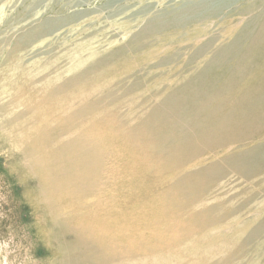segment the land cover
<instances>
[{
    "label": "bare ground",
    "instance_id": "6f19581e",
    "mask_svg": "<svg viewBox=\"0 0 264 264\" xmlns=\"http://www.w3.org/2000/svg\"><path fill=\"white\" fill-rule=\"evenodd\" d=\"M211 2L159 12L126 41L127 29L115 28L132 23L130 6L121 18L111 14L110 27L92 13L64 21L59 28L67 24L70 34L54 37L60 49L52 58L53 43L38 59L0 31V155L31 202L54 264H263L264 218L236 222L258 190L237 196L233 187L244 181L214 186L203 160L192 162L235 143L264 113V59H252V49L264 47V20L251 22L256 36L239 23L201 44L216 13ZM46 25L36 29L42 36ZM230 72L240 77H217ZM248 153L232 162L250 175L248 164L264 159ZM233 223L238 236L229 234Z\"/></svg>",
    "mask_w": 264,
    "mask_h": 264
},
{
    "label": "rangeland",
    "instance_id": "374dc122",
    "mask_svg": "<svg viewBox=\"0 0 264 264\" xmlns=\"http://www.w3.org/2000/svg\"><path fill=\"white\" fill-rule=\"evenodd\" d=\"M221 1L222 0H212L211 3H207L210 9H215L214 11H216V13L212 18H210L211 20L209 19L205 23L203 28L201 27L205 34L200 38L199 43L208 44L209 40H213L214 37L222 35L225 30H229L239 23H241L239 26L240 29L250 23L249 30L251 28L253 33H255L252 34V36H256L258 34L259 25L256 27L251 22L255 18H262V20H264V0H234L233 2L226 4L225 7H221ZM250 3H253L252 12L239 16L238 14L234 15L236 11L242 7H246ZM188 4L195 5L197 4V0H0V31L10 33L14 39L18 52L23 53L25 51L27 54H34L37 56L35 58L40 59L45 56V49L49 48L51 45L50 43L54 42V37H58L57 40L66 36L68 37L70 32L64 31V29L67 27V24L72 21L75 22V20L85 21L84 19H86L91 13L94 15L96 14L100 19L97 21L98 24L110 27L113 22L112 19L116 18V16L113 18L114 14L118 13V17L116 19L121 18L119 15H121L120 12L124 9L123 7H133L131 10L133 11V16L131 17L132 23L129 21L130 24L124 28H115V32L117 33L123 29H127L128 33H126L125 36L122 34L124 40L126 41L135 36L137 32L144 27L146 22L155 14L166 10L175 11L177 8ZM230 4L231 6H229ZM142 7H144V11L141 13L140 10H142ZM112 13L114 14L111 15ZM81 16H84V19H82ZM227 16H232L233 18L226 19ZM44 21L47 22L46 27L48 26L50 30L47 36L40 35V33L36 30L37 27H39ZM64 21L68 23L64 27L59 28ZM89 26L90 25H87L85 28L88 29L90 28ZM67 28L71 29L70 27ZM58 43L59 41H56L52 44L54 50L50 51L52 56L50 57L49 54V58H52L54 52L60 49ZM212 45L213 44H211L210 50L214 51L216 46L213 45L212 48ZM249 50H251V48L240 51L238 54L239 56L237 55L236 59L241 57ZM253 50H256V52H253L254 57L252 59L254 60L256 58V63L258 61L261 62V60L264 59L263 45L257 47L256 49H252V51ZM18 54L15 56L16 58H18ZM33 58L34 57H32V59ZM244 70L245 69H242V71ZM230 73H221L217 77L221 79L224 77L227 78V76H229L228 78L240 77V75L237 76L238 72ZM232 74H234V76ZM261 115L257 114L254 118L250 119L248 124L241 127V135L239 136L240 139L238 138L235 143L230 142V144L227 143L220 145L217 147L218 151L216 147H214L215 152L210 150L205 153L204 157H206V159L192 160L193 164L197 161L203 160L200 167L202 169L206 168L207 171L202 169L201 171H204L205 174L210 176L211 179L209 178V181L213 183L214 186L222 187L224 189L226 184V187L230 189L234 184L236 185L237 182L239 183L240 181H244L245 183L242 182L243 184L239 183L233 187L234 192L236 191V195L238 194L237 196L243 194L246 187H251L252 189H255V191L258 190V194H255L256 196L254 195L253 198L256 201L253 200L251 202L252 204L250 203L246 205L245 209L240 213V215L236 216V218H238L236 222L240 224H246V226L249 223H255V221L258 222L259 218H264V216H262V214L264 215V183L258 182L259 178H264V161L256 160L252 163H249L248 165L250 167L248 166V172H251L250 175L246 172L247 169H238L240 171L235 169L232 161H234V159L239 155L247 154L249 150L250 154L258 155V157L254 155L256 158L253 159H264V113ZM255 127L256 129H254ZM243 142H246L248 145H250L248 146L246 143L241 144ZM243 146L245 147L242 148ZM235 150H238V153L234 152ZM247 155H249V153ZM211 158L215 160L211 161ZM6 160L7 159L5 156L0 155V264H11V261H14L15 264H39L41 261L45 262L44 264H52L53 258H50L48 249L44 247L41 237L37 234L35 225L36 216L34 215L31 202L28 197L23 194L24 188L22 184L19 183V181H16V175L9 173L8 161ZM207 165L209 166L207 167ZM213 166H218V168L215 169V172L213 171L214 169H210V167ZM195 167H197L196 164L195 166H192L193 169H191V167L189 168V170L193 171H191V173L196 171ZM221 170L223 171V174H221ZM211 171H213V174ZM206 172H209L210 174ZM246 174L248 175L247 178ZM212 175H214L216 178H213ZM242 175L245 177H242ZM222 176L226 178V182H224L225 180ZM220 178H223L224 181ZM245 178L248 179L247 182ZM229 182L231 183L227 185ZM258 196H260L259 199ZM261 199L262 203L260 202ZM252 216L254 220L252 219ZM238 223H233V225L230 227V236H238L236 231H239L240 225H235ZM28 237L30 239H28ZM205 242L207 243L208 241L205 240L204 243ZM37 249H39L41 252H37ZM261 263L264 264V254L261 257Z\"/></svg>",
    "mask_w": 264,
    "mask_h": 264
}]
</instances>
